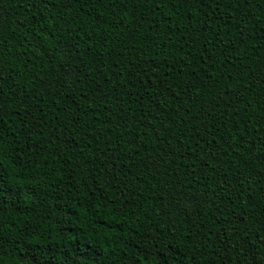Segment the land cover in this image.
Wrapping results in <instances>:
<instances>
[{
	"label": "trees",
	"instance_id": "obj_1",
	"mask_svg": "<svg viewBox=\"0 0 264 264\" xmlns=\"http://www.w3.org/2000/svg\"><path fill=\"white\" fill-rule=\"evenodd\" d=\"M0 264H264V0H0Z\"/></svg>",
	"mask_w": 264,
	"mask_h": 264
},
{
	"label": "snow or ice",
	"instance_id": "obj_2",
	"mask_svg": "<svg viewBox=\"0 0 264 264\" xmlns=\"http://www.w3.org/2000/svg\"><path fill=\"white\" fill-rule=\"evenodd\" d=\"M0 169H3V159H2V152H0ZM5 177L2 173H0V190H2L3 181Z\"/></svg>",
	"mask_w": 264,
	"mask_h": 264
}]
</instances>
